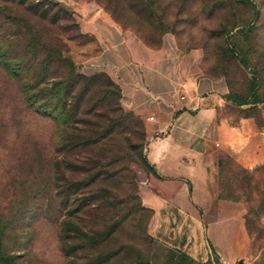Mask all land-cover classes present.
Segmentation results:
<instances>
[{"label": "rangeland", "instance_id": "1", "mask_svg": "<svg viewBox=\"0 0 264 264\" xmlns=\"http://www.w3.org/2000/svg\"><path fill=\"white\" fill-rule=\"evenodd\" d=\"M93 12L153 47L171 33L200 48L205 72L247 100L224 110L264 126V0H0V264H165L151 203L177 178L199 215L245 203L262 247L264 164L153 148L96 61Z\"/></svg>", "mask_w": 264, "mask_h": 264}, {"label": "crops", "instance_id": "2", "mask_svg": "<svg viewBox=\"0 0 264 264\" xmlns=\"http://www.w3.org/2000/svg\"><path fill=\"white\" fill-rule=\"evenodd\" d=\"M83 30L99 47L96 61L118 80L123 106L148 121L153 148L177 145L197 159L229 152L247 168L264 164V126L224 110L232 104L230 83L205 72L200 48L182 49L171 33L153 47L98 12L83 20ZM184 181L175 179L174 189L151 203L163 243L197 262H207L211 252L218 264H264V245L253 247L247 205L221 201L212 217L199 215Z\"/></svg>", "mask_w": 264, "mask_h": 264}, {"label": "trees", "instance_id": "3", "mask_svg": "<svg viewBox=\"0 0 264 264\" xmlns=\"http://www.w3.org/2000/svg\"><path fill=\"white\" fill-rule=\"evenodd\" d=\"M232 96V93H230L227 98L239 105L247 104V100L245 98L239 100L237 97L234 98ZM167 252L165 264H193L196 262L190 255L183 251L168 248Z\"/></svg>", "mask_w": 264, "mask_h": 264}, {"label": "built area", "instance_id": "4", "mask_svg": "<svg viewBox=\"0 0 264 264\" xmlns=\"http://www.w3.org/2000/svg\"><path fill=\"white\" fill-rule=\"evenodd\" d=\"M151 119H153V117H151ZM160 136L159 134L157 135V137Z\"/></svg>", "mask_w": 264, "mask_h": 264}]
</instances>
